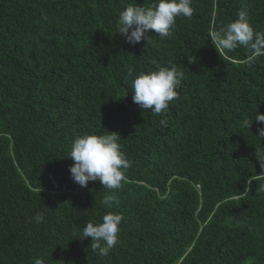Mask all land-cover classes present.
Returning <instances> with one entry per match:
<instances>
[{
    "label": "trees",
    "instance_id": "1",
    "mask_svg": "<svg viewBox=\"0 0 264 264\" xmlns=\"http://www.w3.org/2000/svg\"><path fill=\"white\" fill-rule=\"evenodd\" d=\"M132 2L0 0V264H264V123H245L264 114V57L210 40L240 10L264 32V0H193L170 37L135 45L116 33ZM168 65L185 77L153 115L131 81ZM107 131L132 163L126 183L82 187L71 145ZM107 212L123 217L120 243L100 257L79 236Z\"/></svg>",
    "mask_w": 264,
    "mask_h": 264
},
{
    "label": "clouds",
    "instance_id": "2",
    "mask_svg": "<svg viewBox=\"0 0 264 264\" xmlns=\"http://www.w3.org/2000/svg\"><path fill=\"white\" fill-rule=\"evenodd\" d=\"M193 0H153L151 6H137L133 0L120 12L116 33L121 34L133 45L142 40L149 41L150 30L162 39L170 37L176 27L177 18H191L194 14ZM135 26V27H134ZM210 40L215 48L233 51L244 47L250 52L249 61L264 57V32L257 31L251 23L246 10L238 12V18L227 27L210 32ZM129 69L128 75H133ZM185 73L175 65L157 66L150 72H140L131 81L133 102L143 110H150L153 115H161L169 110L170 103L178 98L177 89L184 80ZM163 123V121H161ZM253 122L264 123V114L259 111L254 121H245L249 127ZM264 139V127L258 128V135ZM117 132L103 134H84L74 139L69 158L74 161L69 172L74 182L87 187L89 182L99 181L111 190L120 189L126 183L127 170L131 161L122 151ZM259 166L264 169V153L257 149ZM264 190V189H261ZM116 201L114 194L104 196L102 203L108 207ZM122 215L107 212L102 222H87L79 238H92L91 250L100 257L107 256L120 243ZM39 225L45 220L42 213L33 217ZM34 264H46L43 257L36 258Z\"/></svg>",
    "mask_w": 264,
    "mask_h": 264
}]
</instances>
